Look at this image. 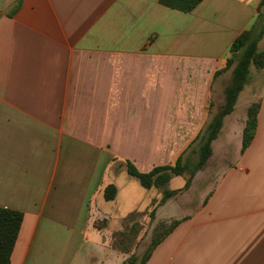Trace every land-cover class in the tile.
I'll list each match as a JSON object with an SVG mask.
<instances>
[{"label": "crops", "instance_id": "0c3cea01", "mask_svg": "<svg viewBox=\"0 0 264 264\" xmlns=\"http://www.w3.org/2000/svg\"><path fill=\"white\" fill-rule=\"evenodd\" d=\"M263 9L261 0H201L188 12L160 0H0V206L23 213L9 264H129L110 245L131 212L112 220L119 193L139 200L124 162L148 172L187 149L231 81L232 68L214 72ZM250 84L212 141L228 163L195 203L169 206L175 194L157 207L156 222H179L144 264H264V67L250 68ZM184 183L174 176L167 188ZM144 191L149 202L161 196ZM94 205L108 216L101 228Z\"/></svg>", "mask_w": 264, "mask_h": 264}, {"label": "trees", "instance_id": "16d2710c", "mask_svg": "<svg viewBox=\"0 0 264 264\" xmlns=\"http://www.w3.org/2000/svg\"><path fill=\"white\" fill-rule=\"evenodd\" d=\"M201 0H160V3L183 12L191 11ZM264 4V0H261ZM259 14L251 28L241 32L230 46V56L226 59L225 65L217 69L213 78L224 71L232 68L230 83L224 89L223 103L218 107L207 122L199 131L196 137L187 146L173 163L154 166L148 172L139 171L133 163L125 161L127 173L134 177L144 188H157L161 190V196L153 198L150 202L148 216L155 219L157 207L163 204L168 198L177 194L182 188H187L195 173L202 169L212 155V141L217 137L225 115L229 114L237 101V97L245 84L248 82L250 68L261 69L264 67V49H259V42L264 35V20ZM259 103H251L247 108V118L242 131L241 151L251 142L256 125ZM208 108V112H210ZM198 143V160L192 164L185 156L187 150L193 143ZM174 176L184 178V186L179 189H169L167 184ZM117 189L113 184H108L103 191L106 201L115 198ZM141 211L133 210L122 219V230L113 232L111 246L123 253L129 251L133 236L139 231V220ZM23 219V213L19 210L0 206V264H9L11 253L17 239V235ZM179 220L174 219L169 223L158 221L153 227V234L146 252L143 255L142 264L148 259L151 250L178 224Z\"/></svg>", "mask_w": 264, "mask_h": 264}, {"label": "rangeland", "instance_id": "374dc122", "mask_svg": "<svg viewBox=\"0 0 264 264\" xmlns=\"http://www.w3.org/2000/svg\"><path fill=\"white\" fill-rule=\"evenodd\" d=\"M261 15L263 16L264 20V9L261 12ZM259 49H264V35L262 39L259 42ZM167 79V78H166ZM191 80H194L193 77H190ZM252 84H250L248 87L244 86V94L247 92V88H251ZM243 90V89H242ZM241 90V91H242ZM243 94V95H244ZM242 104V99H240L239 104H238V110H240ZM208 107L210 108L211 111H215V98H211ZM214 108V109H213ZM212 112V113H213ZM231 122L228 121L227 125L225 126V131H224V136L227 134V130L230 127ZM224 138V137H222ZM238 140L234 136H231L230 140H228V143L230 144V150L228 151V155L230 157H233L234 154L238 150ZM220 143V142H219ZM219 143H216L214 146V154L212 153V156L210 159L207 161L206 165L197 171L190 183V185L187 188H182L179 190V193L176 194L175 200L169 205V206H190L188 202H196V200L201 197L204 194L205 191V186L207 183L212 182L215 176V170L218 169V167L221 164L228 163V158L223 159L222 153L220 152V145ZM198 143L195 142L191 145V147L187 150L185 156L188 158L190 163L194 164L198 160ZM136 185L138 186L139 190H136L139 192V200L138 202L134 205L127 203L126 196L123 193H119L118 195V201H122L119 205V209L117 212H115L112 216V220L117 222V219L119 217H123L126 215L129 211H132L135 208H138L141 212L140 217L138 218L139 220V231L138 233L133 236L132 242L129 246V251L127 253L120 252L116 250L118 253H121L123 257L126 259V261L129 264H142V259L143 255L147 250V247L150 243V240L152 238L153 234V227L156 224L155 219L151 220L148 216V212L150 210V202L147 198V195L144 191V188H142L138 181L136 179L133 180ZM179 181V177L174 178V181L171 185L170 188H176L175 183ZM141 188V189H140ZM143 191V192H142ZM161 192V190H159ZM136 194V193H135ZM132 206V207H131ZM168 206V208H169ZM187 206V207H188ZM92 207V206H91ZM98 208L97 206H93ZM166 211V208L162 210L161 213ZM96 221L95 226L97 228H101L104 224H101V222ZM109 222V221H108ZM119 230H122V227H120ZM117 230V231H119ZM116 232V231H113ZM113 234V233H112ZM112 234L110 235V245L112 242ZM50 243L52 244L51 240ZM50 248V246H49Z\"/></svg>", "mask_w": 264, "mask_h": 264}, {"label": "built area", "instance_id": "2783aa9c", "mask_svg": "<svg viewBox=\"0 0 264 264\" xmlns=\"http://www.w3.org/2000/svg\"><path fill=\"white\" fill-rule=\"evenodd\" d=\"M89 217L93 222L106 220L108 218L106 213L96 207H91L89 209Z\"/></svg>", "mask_w": 264, "mask_h": 264}]
</instances>
